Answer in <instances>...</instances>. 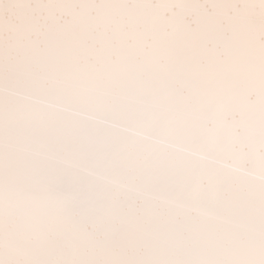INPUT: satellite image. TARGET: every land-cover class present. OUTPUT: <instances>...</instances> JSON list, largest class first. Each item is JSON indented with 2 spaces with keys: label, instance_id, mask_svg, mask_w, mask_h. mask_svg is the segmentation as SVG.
I'll use <instances>...</instances> for the list:
<instances>
[{
  "label": "snow or ice",
  "instance_id": "6c2138e0",
  "mask_svg": "<svg viewBox=\"0 0 264 264\" xmlns=\"http://www.w3.org/2000/svg\"><path fill=\"white\" fill-rule=\"evenodd\" d=\"M0 264H264V0H0Z\"/></svg>",
  "mask_w": 264,
  "mask_h": 264
}]
</instances>
